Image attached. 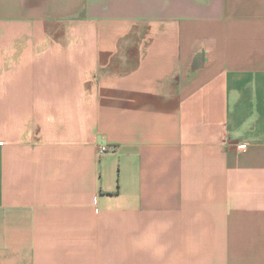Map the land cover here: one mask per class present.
Wrapping results in <instances>:
<instances>
[{
    "label": "crops",
    "instance_id": "1",
    "mask_svg": "<svg viewBox=\"0 0 264 264\" xmlns=\"http://www.w3.org/2000/svg\"><path fill=\"white\" fill-rule=\"evenodd\" d=\"M0 264H264V0H0Z\"/></svg>",
    "mask_w": 264,
    "mask_h": 264
},
{
    "label": "built area",
    "instance_id": "2",
    "mask_svg": "<svg viewBox=\"0 0 264 264\" xmlns=\"http://www.w3.org/2000/svg\"><path fill=\"white\" fill-rule=\"evenodd\" d=\"M108 152H109V149H107V147H105V146H100L99 149H98V153H99L100 155H102V154H106V153H108Z\"/></svg>",
    "mask_w": 264,
    "mask_h": 264
}]
</instances>
